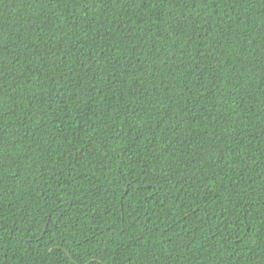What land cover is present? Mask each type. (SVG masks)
<instances>
[{"label": "trees", "instance_id": "obj_1", "mask_svg": "<svg viewBox=\"0 0 264 264\" xmlns=\"http://www.w3.org/2000/svg\"><path fill=\"white\" fill-rule=\"evenodd\" d=\"M0 264H264V0H0Z\"/></svg>", "mask_w": 264, "mask_h": 264}]
</instances>
